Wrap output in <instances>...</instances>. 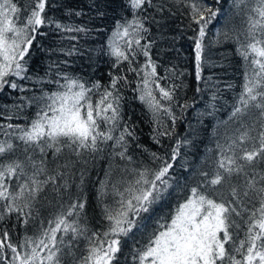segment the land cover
Returning <instances> with one entry per match:
<instances>
[{
	"label": "snow or ice",
	"instance_id": "obj_1",
	"mask_svg": "<svg viewBox=\"0 0 264 264\" xmlns=\"http://www.w3.org/2000/svg\"><path fill=\"white\" fill-rule=\"evenodd\" d=\"M221 3L122 0L124 15L97 49L79 44L105 31L76 22L83 9L65 0H0V93L22 94L0 112V264H127L129 257L131 264H264V0H232L228 14ZM173 6L186 19L182 35L191 33L195 93L208 96L198 123L214 120L213 146L202 156L191 124L190 134L176 131L196 103L181 96L193 73L170 59L165 65L172 48L154 52L150 39L153 25L165 38L162 21L175 15ZM88 8L106 18L96 0ZM47 36L61 46L45 48L38 37ZM227 45L212 58V48ZM39 49L86 57L93 72L107 57V83L69 72L68 59L51 61L41 75ZM231 57L238 80L204 75ZM132 85L150 114L155 149L124 117L122 89ZM104 158L93 227L89 166Z\"/></svg>",
	"mask_w": 264,
	"mask_h": 264
},
{
	"label": "trees",
	"instance_id": "obj_2",
	"mask_svg": "<svg viewBox=\"0 0 264 264\" xmlns=\"http://www.w3.org/2000/svg\"><path fill=\"white\" fill-rule=\"evenodd\" d=\"M23 2V0H21ZM66 3L69 4L70 7L75 8L77 10L83 9L87 15L74 18L76 22H84L88 23L89 27H102L105 29L103 35L97 36L95 32H93L90 36L83 38L79 41V44H83L85 48H99L101 44L105 43L106 38L110 35V31L115 23V20L119 19L121 15H124L122 12V0H96V3L99 5L100 10L105 11L107 13L106 18L101 19L96 15V10H89L88 5L92 2V0H65ZM211 2V0H209ZM232 8V0H222L221 3V12L224 14H228L233 12ZM172 12L175 15H170L165 13L166 19L162 21V23L166 24V27L163 29L164 39L160 38V30L157 29L155 25L152 26V36L150 39L154 38L157 40L156 48L153 49L156 52L157 49H167L172 48V50L168 53L167 58L165 59V65L168 64V60L170 59L173 63H176L180 68H187L190 73L193 75H189L186 77V83L188 85L187 89L181 93L182 98L192 99L194 98L196 103L193 108L188 109L186 113V119L178 122L177 134L180 137H183L187 134H190L191 129L189 128V124L192 125V128L196 129L199 133L197 137V145H198V153L200 156L204 154L205 145L212 147V141L210 139L212 133V127L214 125V120L205 119L204 124L201 125L198 123L197 115L200 111L204 110L208 96L207 94L204 98H201L200 94L195 93V77H194V56L192 52L191 41L187 39L188 35H191L190 32L184 33L182 35L183 29L186 24L185 17L181 14V11L178 7L173 6ZM91 17V20H90ZM160 17L157 16V19ZM241 17L236 18V23L240 25ZM213 27V26H210ZM215 27H220L219 23H216L213 27V31ZM179 37L174 45L172 43V37ZM40 44H42L45 48H58L60 42L57 37L47 36V37H38ZM64 46H67V42H64ZM231 45H227L223 48H212L211 51L214 54L213 59H220V52L230 51ZM177 50H179L177 52ZM95 55V54H94ZM35 64L34 69L38 71L41 75H43L44 70L46 69L48 63L51 61L57 60H69V65L67 66V70L69 72L77 73L85 77V79H101L103 83H107V71H108V63L107 57H102L98 70L93 72V68L89 67V62L87 58L81 59L79 57H65L60 52H55L54 54H49L42 49L36 50L33 52ZM231 64L227 61L224 64V67H216L213 69H205L204 75H214L215 78L221 81H229V80H238L240 68L238 67L239 60L238 58L231 57ZM141 62L143 61V57L140 58ZM163 72V69H160ZM130 79H134V74L128 73ZM132 87L122 89L124 95L123 102V114L125 119L131 117V122L134 123L137 128V135L140 137V142L143 143L148 148L155 149L157 146L153 144L151 139L149 138V134L152 130V124L150 121V114L148 113L145 105H143L138 99H136V93L132 91ZM31 93H29L30 95ZM22 95L19 93H11L5 94L0 93V112H5V106H7L8 110H11V106L15 103H18V96ZM183 102V99L182 101ZM26 111L30 112L31 109H27ZM7 114V112H5ZM220 118H224L226 113L221 112L218 114ZM14 122H23L14 121ZM108 167L107 158L97 159L94 164H90L89 166V176H88V194H89V203L87 207L88 220L89 223L93 227H98L97 220L99 218L100 209L97 207L95 200V193L93 185L97 183L98 180L104 178V170ZM182 171V170H181ZM47 214V213H45ZM127 264H131V258Z\"/></svg>",
	"mask_w": 264,
	"mask_h": 264
}]
</instances>
